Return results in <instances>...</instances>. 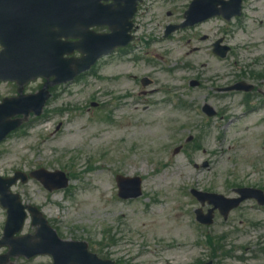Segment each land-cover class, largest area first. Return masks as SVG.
Wrapping results in <instances>:
<instances>
[{"label":"rangeland","instance_id":"1","mask_svg":"<svg viewBox=\"0 0 264 264\" xmlns=\"http://www.w3.org/2000/svg\"><path fill=\"white\" fill-rule=\"evenodd\" d=\"M256 5V0H247L246 15L231 26L214 20L195 34L185 31L165 39V26L175 21H168L173 15L157 12L177 11L155 0L157 20L150 27L141 26L138 33V47L144 46L136 52L141 58L133 62L128 56L108 57L91 78L57 90L40 121L0 144V175L39 167L73 172L75 161L73 190L57 194L56 200L46 199L47 192L35 181L18 185L15 191L26 204L42 206L49 216L58 217L52 219L54 226L66 238L90 244L118 241L111 251L128 264H200L210 259L215 264H264V254L258 252L264 209L253 208L249 201L228 222L219 219L202 227L194 214L200 204L190 194L192 188L227 196H233L237 186L264 190V101L259 100L260 108L249 113L242 96L214 90L229 82L234 72L247 68L263 77L264 88V9L254 12ZM225 30L229 31L226 43L234 51L225 60L217 59L208 49L210 42H202L201 37L209 34L216 41ZM145 36L154 39L152 45H146ZM195 47L201 51L193 53ZM183 61L191 70L184 68ZM145 76L154 81L148 88L141 85ZM188 76L200 79L202 87L183 88ZM9 91L10 86L0 88V95ZM178 95L187 100L184 109L170 105ZM89 100L99 107H92ZM204 103L222 116L201 118ZM190 136L193 141L184 145ZM179 145L184 150L174 155ZM204 161H210V168H194ZM118 173L142 175L143 198L115 200ZM4 216L0 209V229ZM106 224L112 226L108 233L102 230ZM244 253L250 258L246 262ZM236 256L241 259L235 260Z\"/></svg>","mask_w":264,"mask_h":264},{"label":"water","instance_id":"2","mask_svg":"<svg viewBox=\"0 0 264 264\" xmlns=\"http://www.w3.org/2000/svg\"><path fill=\"white\" fill-rule=\"evenodd\" d=\"M48 0H42L45 4ZM50 8H48L49 11ZM33 7H24L23 0H0V29L2 30L4 26L7 25L8 19L11 21L14 28V32L10 34L9 45L11 47V52L7 50L6 54H10L8 63H6L2 72L0 71V78H10L17 79L20 83H26L31 77L39 74H44V67L42 62L48 63L50 59L58 61L62 66L63 56L67 53H71L73 48L70 46L61 47L59 42L54 39L52 42L47 40L52 35L51 31L44 28V20H47L48 26L53 25L61 29H68L73 25V22L69 15H59L55 19H49L43 17V20L36 23L35 15L32 13ZM56 11H62L57 9ZM48 15H51L47 12ZM6 15V16H5ZM38 31L37 33L34 31ZM117 31L112 38L120 39H110V38H99L98 40L87 43L85 46L77 47L83 53L88 54L86 58L80 62L73 63L84 71L91 67L102 53H109L117 46H125L129 37L127 35V30ZM65 31V30H62ZM63 33L57 34L61 37ZM8 37V38H9ZM105 49V50H103ZM80 72V71H78ZM46 99V95L42 94L35 98L25 99L26 109L28 112L33 109L28 105L34 101L38 102L35 107L37 112L40 111ZM13 128V126L6 129L7 133ZM246 191H243L245 193ZM249 197L244 195L241 200ZM204 199L208 200L210 203H225L222 197L217 196H204ZM240 201V200H239ZM234 208L230 206L228 210Z\"/></svg>","mask_w":264,"mask_h":264}]
</instances>
